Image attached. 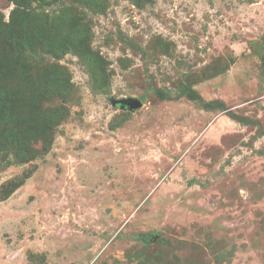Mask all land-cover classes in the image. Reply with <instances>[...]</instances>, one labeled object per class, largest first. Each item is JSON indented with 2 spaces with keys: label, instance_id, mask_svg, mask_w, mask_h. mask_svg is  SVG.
<instances>
[{
  "label": "rangeland",
  "instance_id": "obj_1",
  "mask_svg": "<svg viewBox=\"0 0 264 264\" xmlns=\"http://www.w3.org/2000/svg\"><path fill=\"white\" fill-rule=\"evenodd\" d=\"M0 81V264H264V0H0Z\"/></svg>",
  "mask_w": 264,
  "mask_h": 264
},
{
  "label": "trees",
  "instance_id": "obj_2",
  "mask_svg": "<svg viewBox=\"0 0 264 264\" xmlns=\"http://www.w3.org/2000/svg\"><path fill=\"white\" fill-rule=\"evenodd\" d=\"M16 6L26 9L30 5V0H11ZM84 1L87 4L90 2L92 4V7L102 8L103 0H80ZM93 2V3H92ZM70 15L66 14L65 16L62 15L58 18H54L52 21V24H55V31L53 29L54 36H50L52 39H57L58 42H61L65 40L66 43L72 42L76 39V37L79 36V33H74L73 30L69 27V21ZM37 29L41 33V27H37ZM37 31V34H40ZM50 35V33H49ZM48 35V36H49ZM48 38V41L50 40L51 43H53L52 39ZM2 82V81H0ZM4 82V81H3ZM58 83L54 81H50L46 83V89L45 91L41 92H32L28 90L27 95H23V98L18 96L14 91L9 90L7 87L2 88L0 91V108L3 107V102L6 97L9 96L12 92V102L14 107L19 112V116H17V123L19 127L16 129V132L13 135H10L8 138L12 139L15 142L17 150V156L21 160H30L32 159V155L34 154L33 151V145L34 143L38 142H44L48 143L50 140V131L46 129V122H48L49 117L44 119V116H50V122H52L55 118L59 116V112H56L54 114H51V111L48 110L45 115L42 117L41 114H38L37 117H32L30 120L22 116V114H28L26 111L29 109L30 111L36 112L37 108L36 105L39 103L40 99L42 98L41 94L48 93V90L55 89ZM36 88V86H34ZM7 89V90H6ZM20 108H22L20 110ZM25 111V112H24ZM31 116V115H30ZM43 124V125H42ZM19 187V186H18ZM15 190V189H14ZM13 190V191H14ZM12 191V192H13Z\"/></svg>",
  "mask_w": 264,
  "mask_h": 264
},
{
  "label": "water",
  "instance_id": "obj_3",
  "mask_svg": "<svg viewBox=\"0 0 264 264\" xmlns=\"http://www.w3.org/2000/svg\"><path fill=\"white\" fill-rule=\"evenodd\" d=\"M113 105L121 110L133 112L141 108L142 103L138 99H126L121 101H114ZM154 239L156 238L151 237V241H153Z\"/></svg>",
  "mask_w": 264,
  "mask_h": 264
},
{
  "label": "bare ground",
  "instance_id": "obj_4",
  "mask_svg": "<svg viewBox=\"0 0 264 264\" xmlns=\"http://www.w3.org/2000/svg\"><path fill=\"white\" fill-rule=\"evenodd\" d=\"M153 237H154V236H153ZM153 237H152V238H153Z\"/></svg>",
  "mask_w": 264,
  "mask_h": 264
}]
</instances>
